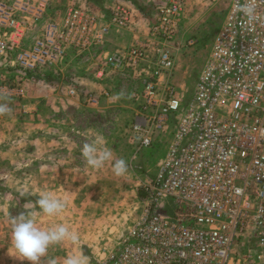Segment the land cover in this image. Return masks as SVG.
Wrapping results in <instances>:
<instances>
[{
    "label": "built area",
    "instance_id": "built-area-1",
    "mask_svg": "<svg viewBox=\"0 0 264 264\" xmlns=\"http://www.w3.org/2000/svg\"><path fill=\"white\" fill-rule=\"evenodd\" d=\"M51 4L0 0V56L18 71L64 75L69 50L91 51L114 28L132 29L141 18L123 2L110 19L79 5L51 18ZM245 5L254 9L251 17L241 11ZM155 10L145 37L100 52L102 73L138 80L131 97L140 148L152 147L176 118L169 152L144 184L141 221L102 264H264V0H231L187 102L172 79V43L186 44L178 41L184 0Z\"/></svg>",
    "mask_w": 264,
    "mask_h": 264
},
{
    "label": "rangeland",
    "instance_id": "rangeland-1",
    "mask_svg": "<svg viewBox=\"0 0 264 264\" xmlns=\"http://www.w3.org/2000/svg\"><path fill=\"white\" fill-rule=\"evenodd\" d=\"M131 1L143 8L141 14L149 27L155 8L168 3ZM122 2L125 0H51L49 14L60 18L68 9L67 3H90L110 16ZM230 2L184 0L178 41L186 44L177 48V42L172 43L176 60L172 79L184 102L194 93ZM50 17L39 24L32 36L41 32ZM190 38L195 42L188 45ZM112 75L115 78L108 97L99 87L77 90L73 78L81 79L83 75L21 72L0 56V104L9 109L0 114V264H27L9 255L12 218L21 212H35L45 229L64 224L78 235L76 243L63 241L50 246L40 264H64L69 255L86 256L87 264H102L128 230L141 221L147 208L144 184L154 177L169 152L176 118L156 136L152 147L140 148L132 131L136 104L128 79L133 74ZM71 88H75L74 93ZM90 94L100 103H86ZM97 136L103 137L114 159L127 162L124 175L114 174L113 161L100 169L87 165L81 149ZM41 193L66 201L65 209L54 216L43 214L35 203ZM168 200L174 214L178 207L173 198Z\"/></svg>",
    "mask_w": 264,
    "mask_h": 264
},
{
    "label": "clouds",
    "instance_id": "clouds-1",
    "mask_svg": "<svg viewBox=\"0 0 264 264\" xmlns=\"http://www.w3.org/2000/svg\"><path fill=\"white\" fill-rule=\"evenodd\" d=\"M246 15L252 16L254 9L245 5L241 8ZM9 111L5 104H0V114ZM82 156L87 165L94 168H102L106 162L113 161L112 171L116 176L124 175L127 170V162L124 159H114L110 149L105 147L103 137L97 136L91 143H85L81 149ZM40 212L47 216L61 213L66 207V201L56 198L51 193H41L35 201ZM9 255L26 261L27 264H40L50 246L63 241L76 243L78 235L64 225L58 224L50 228H43L37 221L35 212H21L12 218ZM64 264H87V257L83 255H69Z\"/></svg>",
    "mask_w": 264,
    "mask_h": 264
},
{
    "label": "crops",
    "instance_id": "crops-1",
    "mask_svg": "<svg viewBox=\"0 0 264 264\" xmlns=\"http://www.w3.org/2000/svg\"><path fill=\"white\" fill-rule=\"evenodd\" d=\"M129 2V3H126ZM124 4L131 6L137 10L140 11L141 13V9L139 8L140 5H136L133 1L131 0H125V2H123ZM52 5V4H51ZM72 5L67 3V8ZM79 6H83L84 9L87 10L88 9H92V10H96L98 11L102 16H104L107 19H110V16H105L104 13L101 11L102 8L100 7H94L93 5H91L90 3H83ZM115 8V7H114ZM138 23H140L141 27H134L132 29H113L110 33V35H108L106 43L101 45V46H95L91 49V51H86L84 53H79L73 49L69 50V55H68V61L67 64L65 66V72L63 74H75V75H83V77L80 79L78 77L73 78V80L75 79V88L77 90L79 89H85L87 88L88 90L92 91L94 87H99L100 89L105 90L104 91V95L105 96H110V90L112 88V84H113V80L115 78V76L112 75V73L114 72H105L102 73L100 71V69L98 68L99 65V59H100V52H102L103 50H113L117 47H124L127 46L129 44H131L135 38L139 35L141 38L145 37L148 34V28L149 26L146 25L147 20L145 15L141 14V18H138ZM39 25H37L36 27H31L30 31L27 34V39L28 40H32L33 37L38 36L40 34V31L38 32L37 35L32 36L33 35V31H35L38 28ZM90 63L85 62L86 60H90ZM75 61V64H73L72 62ZM73 66V67H72ZM94 66V67H93ZM121 74V73H118ZM80 79V80H79ZM73 80H70L73 82ZM130 82H132V91L135 89V87L137 86V82L138 80L132 76L131 79H128ZM107 88V89H106ZM105 92H108L109 95H106ZM78 95V94H77ZM78 100H81V96L78 95L77 96ZM93 101L89 102L86 99V103H94V104H99L100 100L99 98H97L96 96L92 98ZM88 101V102H87Z\"/></svg>",
    "mask_w": 264,
    "mask_h": 264
},
{
    "label": "trees",
    "instance_id": "trees-1",
    "mask_svg": "<svg viewBox=\"0 0 264 264\" xmlns=\"http://www.w3.org/2000/svg\"><path fill=\"white\" fill-rule=\"evenodd\" d=\"M136 5H137V3L136 2H134ZM141 10L143 9L142 7H139ZM49 73H51L52 74V72H49Z\"/></svg>",
    "mask_w": 264,
    "mask_h": 264
}]
</instances>
